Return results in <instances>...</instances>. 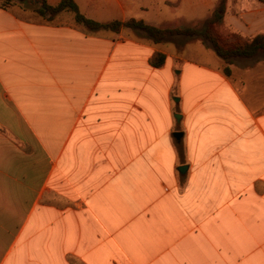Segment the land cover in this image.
I'll return each mask as SVG.
<instances>
[{
    "label": "crops",
    "instance_id": "crops-1",
    "mask_svg": "<svg viewBox=\"0 0 264 264\" xmlns=\"http://www.w3.org/2000/svg\"><path fill=\"white\" fill-rule=\"evenodd\" d=\"M238 6L222 24L264 34ZM60 16L0 6V264L24 233L11 264H264V56L227 74Z\"/></svg>",
    "mask_w": 264,
    "mask_h": 264
},
{
    "label": "rangeland",
    "instance_id": "rangeland-1",
    "mask_svg": "<svg viewBox=\"0 0 264 264\" xmlns=\"http://www.w3.org/2000/svg\"><path fill=\"white\" fill-rule=\"evenodd\" d=\"M56 1V0H49ZM204 6H198V0H76L81 12L88 18L100 22H107L114 19L126 20L131 17H141L147 24L155 25L161 28L174 27H201L203 23L211 16L219 0H203ZM17 3V2H16ZM21 4V3H20ZM17 3L14 6H19L22 12L28 13L30 8L28 2L20 5ZM12 6V7H14ZM231 9L232 15L238 6V0H227V12ZM57 21V20H55ZM58 22L65 25H70L73 22L71 13H64L58 18ZM78 31L84 32L80 27H75ZM83 28V27H82ZM222 35L234 33L230 26L220 24L217 28ZM92 35L103 39H110L114 47L126 41V39L138 41L146 44L148 41L135 32L129 29L123 30L120 34L110 32H94ZM242 36V35H241ZM210 44L203 43L202 39L195 37L176 36L168 39V42L162 45L166 52L175 53L177 57L184 58L185 55L191 60L198 62H209L216 60L215 52L209 47ZM117 48V49H118ZM116 49V50H117ZM104 51L97 50L96 67L99 66L100 60L103 57ZM106 52V51H105ZM185 57V58H186ZM177 67L182 64V61L177 60ZM176 92H178V85ZM23 217L17 221V229L23 224ZM27 237V233L20 238L16 249L9 256L6 264H11L17 255L23 250V242ZM4 251L0 252L2 255Z\"/></svg>",
    "mask_w": 264,
    "mask_h": 264
},
{
    "label": "trees",
    "instance_id": "trees-1",
    "mask_svg": "<svg viewBox=\"0 0 264 264\" xmlns=\"http://www.w3.org/2000/svg\"><path fill=\"white\" fill-rule=\"evenodd\" d=\"M25 1L28 2L33 13L43 17L48 22L53 21L60 14L71 13L75 23L91 33L102 31L120 34L123 30L129 29L152 44L166 43L169 38L176 36L202 39L203 43L210 44L215 54L228 65L226 66L227 74L230 73L229 65L235 58L253 59L259 55L264 56V34L244 37L239 33L225 36L218 32L217 28L227 13V0H219L211 16L199 28H161L135 18L124 21L114 19L108 22H100L84 15L74 0H60L56 4L47 0H0V6L7 8L17 3L23 4ZM258 1L264 3V0ZM165 59L166 56L163 53L156 52L150 59V65L160 68L164 65Z\"/></svg>",
    "mask_w": 264,
    "mask_h": 264
},
{
    "label": "water",
    "instance_id": "water-1",
    "mask_svg": "<svg viewBox=\"0 0 264 264\" xmlns=\"http://www.w3.org/2000/svg\"><path fill=\"white\" fill-rule=\"evenodd\" d=\"M175 101H178V98H175ZM175 117L179 120L180 119V115H178V114H176L175 115ZM182 136H183V133L182 132H180V131H176V132H174V137L179 141L181 138H182ZM186 170H187V166H181L180 168H179V172H186Z\"/></svg>",
    "mask_w": 264,
    "mask_h": 264
}]
</instances>
